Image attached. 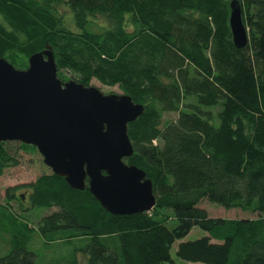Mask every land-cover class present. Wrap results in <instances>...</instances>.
Instances as JSON below:
<instances>
[{"label": "trees", "instance_id": "16d2710c", "mask_svg": "<svg viewBox=\"0 0 264 264\" xmlns=\"http://www.w3.org/2000/svg\"><path fill=\"white\" fill-rule=\"evenodd\" d=\"M233 1L248 31L242 49L232 43ZM59 5L72 13V29ZM46 47L60 81L66 72L84 87L95 80L144 107L127 125L133 154L124 161L151 181L156 205L148 213L111 215L87 187L76 191L63 178L42 175L5 191L0 218L11 238L0 264H35L26 248L31 230L49 244L83 242L82 264H171L173 244L194 227L206 236L179 243V260L264 264V0H0V59L24 70ZM192 97L195 104H187ZM218 105L215 127L201 108ZM171 112L176 120L161 128ZM12 144L0 143V176L17 165ZM26 187L32 206L57 209L35 228L8 207L20 203L15 192ZM203 200L258 216L209 218L198 207ZM166 212L175 221L171 229Z\"/></svg>", "mask_w": 264, "mask_h": 264}, {"label": "water", "instance_id": "95a60500", "mask_svg": "<svg viewBox=\"0 0 264 264\" xmlns=\"http://www.w3.org/2000/svg\"><path fill=\"white\" fill-rule=\"evenodd\" d=\"M229 8L232 43L242 49L248 31L241 7L233 1ZM143 111L127 95L60 81L48 47L24 70L0 59V143L35 148L52 174L73 190L87 187L111 215L148 213L156 205L151 181L124 161L133 154L127 125Z\"/></svg>", "mask_w": 264, "mask_h": 264}, {"label": "rangeland", "instance_id": "374dc122", "mask_svg": "<svg viewBox=\"0 0 264 264\" xmlns=\"http://www.w3.org/2000/svg\"><path fill=\"white\" fill-rule=\"evenodd\" d=\"M56 11L65 23L72 29V13L63 5H59L56 7ZM101 23V22H99ZM27 68V67H26ZM62 76L66 77V82L74 81L76 82V77L68 72L63 73ZM87 87H93L101 92L103 95H124L117 87H105L96 82L95 80H91ZM187 104L194 103V97L189 98L186 101ZM203 112L211 113L213 119L211 124L213 126H218V117L217 114L220 111V106L206 108H201ZM178 116L177 112L165 113L162 116V125L174 122ZM12 145H9L8 148H11L13 151L12 156L17 160V165L14 167H10L4 170L2 176H0V205L6 206L5 203V191L7 189H13L19 186H27L29 184L35 183V181L41 177L42 175L51 174V170L47 168L42 161V157L35 150V152L29 151L26 152L20 148V143L11 142ZM30 193L29 188H22L15 192V197L20 199V203L13 201L10 202L8 207H10L11 211L15 214H21L26 218L29 227L35 228L37 223L40 220L57 211L56 208H51L50 210H42L32 206L29 203L28 195ZM201 210L205 211L209 218L217 219H255L258 215L241 212L238 210H226L218 205L208 203L203 200L199 203L198 206ZM22 211V212H21ZM151 212V211H150ZM167 216L171 217L170 212H166ZM175 225V221L171 217V220L168 221L167 227L173 228ZM10 226L8 223L4 222L0 218V256L6 255L10 251ZM206 236V233L200 230L197 227H194L190 233L181 241H177L173 244L170 255L172 259L171 264H198V263H188L183 262L176 258L175 251L179 243L188 242L198 240ZM85 244L83 242L74 241L71 245H65L60 243H47L46 239L35 230H31L29 234V240L26 244V248L28 251L33 252L36 255L35 264H64L60 263L63 259L68 261L71 257H77V262L79 264L84 263L85 257L83 247Z\"/></svg>", "mask_w": 264, "mask_h": 264}]
</instances>
